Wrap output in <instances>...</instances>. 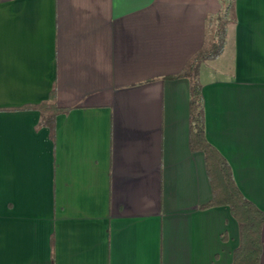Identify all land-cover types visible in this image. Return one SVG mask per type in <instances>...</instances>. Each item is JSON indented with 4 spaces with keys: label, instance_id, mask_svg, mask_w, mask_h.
<instances>
[{
    "label": "crops",
    "instance_id": "crops-1",
    "mask_svg": "<svg viewBox=\"0 0 264 264\" xmlns=\"http://www.w3.org/2000/svg\"><path fill=\"white\" fill-rule=\"evenodd\" d=\"M227 3L204 135L263 213L264 264V0H0V264H231L177 77ZM51 89L49 136L20 109Z\"/></svg>",
    "mask_w": 264,
    "mask_h": 264
},
{
    "label": "trees",
    "instance_id": "trees-1",
    "mask_svg": "<svg viewBox=\"0 0 264 264\" xmlns=\"http://www.w3.org/2000/svg\"><path fill=\"white\" fill-rule=\"evenodd\" d=\"M230 5L227 3L216 18L213 40L209 48H201L186 63L181 75L188 81V127L189 149L200 152L203 157L211 199L201 208L224 207L237 226V245L231 254V264H257L261 255L260 232L263 213L247 201L239 192L233 180L231 170L222 156L206 141L204 135L202 100L197 71L200 63L213 59L220 54L224 45L225 27L230 23ZM212 20H209V22ZM50 90L47 101L37 105L21 108L38 113L37 128L44 127L49 136L53 131V120L56 114L66 112L50 102Z\"/></svg>",
    "mask_w": 264,
    "mask_h": 264
},
{
    "label": "rangeland",
    "instance_id": "rangeland-1",
    "mask_svg": "<svg viewBox=\"0 0 264 264\" xmlns=\"http://www.w3.org/2000/svg\"><path fill=\"white\" fill-rule=\"evenodd\" d=\"M210 38H211V34H210ZM211 40V39H210ZM212 43V41H210ZM210 45V44H209ZM209 45L208 46H205V49L209 48Z\"/></svg>",
    "mask_w": 264,
    "mask_h": 264
}]
</instances>
